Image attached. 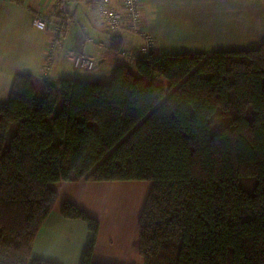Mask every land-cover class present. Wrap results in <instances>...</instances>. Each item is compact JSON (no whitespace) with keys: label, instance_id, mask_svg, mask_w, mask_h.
I'll use <instances>...</instances> for the list:
<instances>
[{"label":"trees","instance_id":"trees-1","mask_svg":"<svg viewBox=\"0 0 264 264\" xmlns=\"http://www.w3.org/2000/svg\"><path fill=\"white\" fill-rule=\"evenodd\" d=\"M219 118L231 120L212 133ZM82 180L150 183L143 264H264V43L152 53L107 84L16 74L0 105V264H54L31 246L52 184ZM59 213L85 223L80 264H95L98 221L68 200Z\"/></svg>","mask_w":264,"mask_h":264},{"label":"crops","instance_id":"crops-1","mask_svg":"<svg viewBox=\"0 0 264 264\" xmlns=\"http://www.w3.org/2000/svg\"><path fill=\"white\" fill-rule=\"evenodd\" d=\"M139 9L142 27L156 44L154 55L168 54L170 49H189L171 53L209 55L215 51L246 50L264 43V0H139ZM34 12H41L64 26L65 39L57 51L50 80L67 78L101 83L93 79H100L107 68L109 79L115 67L121 64L116 59L117 52L111 48L112 37L119 38V50L143 43L135 34L124 30L109 33L96 9L88 3L72 2L62 7L55 0H0V105L7 101L16 74H29L36 82L41 81L38 76L50 36L32 27ZM91 13L96 15L92 17ZM71 22L75 25L72 29L68 25ZM89 28L94 31L93 38L88 36ZM194 36L202 41L201 46L189 42ZM68 51L96 56L98 66L103 69L96 70L90 78L80 77L81 73L75 72L65 60ZM82 183L94 189L103 184L84 180L74 184L81 186ZM57 194L54 209L32 243L31 257L54 264H80L92 235L84 222L64 219L59 208L63 200L83 208L91 197L65 195L61 198L62 195ZM131 253L134 255L133 246L129 248L127 241H105L98 231L92 261L95 264H132L128 261ZM137 254L139 256L138 251Z\"/></svg>","mask_w":264,"mask_h":264},{"label":"rangeland","instance_id":"rangeland-1","mask_svg":"<svg viewBox=\"0 0 264 264\" xmlns=\"http://www.w3.org/2000/svg\"><path fill=\"white\" fill-rule=\"evenodd\" d=\"M96 14L91 13V16L94 17ZM92 22V20H91ZM74 23H68L70 29L74 28ZM80 28L77 27L76 30ZM40 32V31H39ZM88 36L90 38L94 37V31L92 28L87 30ZM204 37V36H202ZM205 38V37H204ZM65 39V38H64ZM61 38V41L64 40ZM189 42L192 45L201 46L202 41L197 37L189 38ZM247 41H245V46ZM189 49H177L168 50V54H177L171 53L175 51H186ZM170 52V53H169ZM198 53V52H194ZM98 61V60H97ZM95 68L91 72H83L79 71L80 77L87 78L92 77L93 73L96 70H102L97 64ZM56 62V61H55ZM54 62V64H55ZM109 68L105 69V73H103L99 78L95 77V81H100L101 83H109L113 74V71L107 79V73ZM90 80V79H87ZM156 82L163 84L164 81L157 78ZM35 81V80H34ZM230 118H219L214 121L212 124L210 131L212 133L219 132L224 126L228 125L230 122ZM52 187L59 192V195H62L61 198H64L65 195H88L91 197L90 200H87L84 203L83 208L87 214L96 219L99 223V234L103 240L107 241V239H123L127 241L129 244V248L133 246V253L128 256V261L132 262V264H143V260L138 256V219L144 204L145 198L150 189V183L146 181H129V182H111V183H103L99 184V187L94 189L88 188L81 184L74 183H65L58 182L56 184H52ZM93 196V197H92ZM138 257V258H137Z\"/></svg>","mask_w":264,"mask_h":264},{"label":"built area","instance_id":"built-area-1","mask_svg":"<svg viewBox=\"0 0 264 264\" xmlns=\"http://www.w3.org/2000/svg\"><path fill=\"white\" fill-rule=\"evenodd\" d=\"M64 7L72 2L88 3L98 12L103 27L109 33L120 30L127 31L139 37L143 43L136 47H126L117 51L116 59L124 65L131 66L138 60H145L153 53L156 44L143 29L139 9V0H55ZM32 27L37 31L48 33L50 41L42 56L39 80L49 79L54 65L61 38H63V23H54L41 12L32 14ZM65 60L71 64L75 72H91L96 65L97 57L83 52L68 51Z\"/></svg>","mask_w":264,"mask_h":264}]
</instances>
